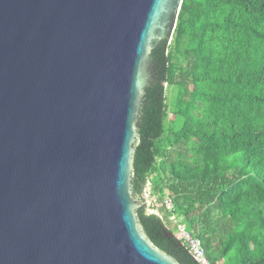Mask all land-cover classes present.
I'll return each mask as SVG.
<instances>
[{"label":"water","instance_id":"water-1","mask_svg":"<svg viewBox=\"0 0 264 264\" xmlns=\"http://www.w3.org/2000/svg\"><path fill=\"white\" fill-rule=\"evenodd\" d=\"M183 0H0V264H179L132 171L151 49Z\"/></svg>","mask_w":264,"mask_h":264},{"label":"trees","instance_id":"trees-1","mask_svg":"<svg viewBox=\"0 0 264 264\" xmlns=\"http://www.w3.org/2000/svg\"><path fill=\"white\" fill-rule=\"evenodd\" d=\"M150 54L131 186L142 232L200 264L175 235L182 220L213 264H264V0H183Z\"/></svg>","mask_w":264,"mask_h":264},{"label":"built area","instance_id":"built-area-1","mask_svg":"<svg viewBox=\"0 0 264 264\" xmlns=\"http://www.w3.org/2000/svg\"><path fill=\"white\" fill-rule=\"evenodd\" d=\"M147 190H150V187L149 189L148 188L146 189L145 194L147 193ZM150 196H151V190H150ZM164 202L168 208H172L173 201L170 197H167ZM153 210L155 209H151L150 212H155ZM172 219L175 220V217H172ZM175 235L180 241H182L183 244L187 245L191 255L198 263L213 264L207 257L206 251L202 246L201 240L192 234V232L188 229L187 225L184 222H178L177 228L175 230Z\"/></svg>","mask_w":264,"mask_h":264},{"label":"rangeland","instance_id":"rangeland-1","mask_svg":"<svg viewBox=\"0 0 264 264\" xmlns=\"http://www.w3.org/2000/svg\"><path fill=\"white\" fill-rule=\"evenodd\" d=\"M169 95H171V92H169ZM174 116L172 114L169 115V118L172 119ZM150 186H148V189H149ZM152 196V195H151ZM150 196V190H147V193L144 195V198H145V201L147 203V206H148V210L151 211V209H155L153 211H155L156 213H159V214H162L163 215V212H162V209H161V202L156 198V196ZM153 202V204H152ZM172 219V218H171ZM178 219L175 218V220H169V223H172V225L177 222ZM173 221V222H172ZM178 222H183L182 220H178ZM171 226V225H170ZM174 231L176 230V227L173 228Z\"/></svg>","mask_w":264,"mask_h":264}]
</instances>
